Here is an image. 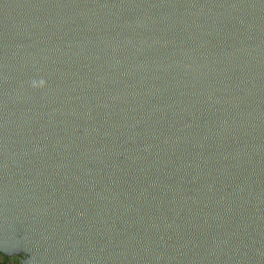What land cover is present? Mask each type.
<instances>
[{"label":"water","instance_id":"95a60500","mask_svg":"<svg viewBox=\"0 0 264 264\" xmlns=\"http://www.w3.org/2000/svg\"><path fill=\"white\" fill-rule=\"evenodd\" d=\"M0 253L264 264V0H0Z\"/></svg>","mask_w":264,"mask_h":264},{"label":"trees","instance_id":"16d2710c","mask_svg":"<svg viewBox=\"0 0 264 264\" xmlns=\"http://www.w3.org/2000/svg\"><path fill=\"white\" fill-rule=\"evenodd\" d=\"M0 264H20V260L17 257H8L0 253Z\"/></svg>","mask_w":264,"mask_h":264},{"label":"clouds","instance_id":"9594fccd","mask_svg":"<svg viewBox=\"0 0 264 264\" xmlns=\"http://www.w3.org/2000/svg\"><path fill=\"white\" fill-rule=\"evenodd\" d=\"M41 84H42V82H41Z\"/></svg>","mask_w":264,"mask_h":264}]
</instances>
